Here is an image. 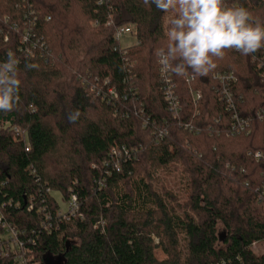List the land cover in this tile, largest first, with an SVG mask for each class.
I'll return each mask as SVG.
<instances>
[{
  "label": "trees",
  "instance_id": "obj_1",
  "mask_svg": "<svg viewBox=\"0 0 264 264\" xmlns=\"http://www.w3.org/2000/svg\"><path fill=\"white\" fill-rule=\"evenodd\" d=\"M226 3L264 23V0ZM175 15L143 0H0V63L15 53L22 82L16 109L0 113V203L20 202L6 213L37 231L42 264L46 256H61L62 264H264V252L253 248L264 241V120L257 116L264 48L247 56L225 50L207 76L173 73L182 107L175 118L157 55L167 49ZM124 24L136 27L138 44L123 55L114 35ZM25 31L34 35L31 56L20 52ZM231 73L235 109L221 99L215 77ZM111 87L120 99L96 96ZM191 89L202 92L199 101ZM235 114L250 121L249 134L236 131ZM12 125L27 132L28 152ZM159 125L168 129L162 140L154 134ZM113 144L133 149L135 158L122 171L91 168L109 160ZM159 171L176 174L180 190L171 191ZM46 185L78 197L84 219L71 231L38 232V220L26 216L29 195ZM157 248L167 258L159 260Z\"/></svg>",
  "mask_w": 264,
  "mask_h": 264
},
{
  "label": "clouds",
  "instance_id": "obj_2",
  "mask_svg": "<svg viewBox=\"0 0 264 264\" xmlns=\"http://www.w3.org/2000/svg\"><path fill=\"white\" fill-rule=\"evenodd\" d=\"M156 9L176 15L169 21L166 33L167 49L161 48L158 63L163 73L171 71L177 76H207L217 68L225 50H236L251 55L264 48V23L254 20L244 7L228 6L226 0H143ZM19 60L9 51L7 60L0 63V113L16 109L19 103L21 80ZM34 68L37 65H26ZM79 111L70 112L68 121L75 123Z\"/></svg>",
  "mask_w": 264,
  "mask_h": 264
},
{
  "label": "built area",
  "instance_id": "obj_3",
  "mask_svg": "<svg viewBox=\"0 0 264 264\" xmlns=\"http://www.w3.org/2000/svg\"><path fill=\"white\" fill-rule=\"evenodd\" d=\"M111 21L107 23L110 24ZM93 25H98V21H95ZM35 22L30 27H34ZM138 30L136 27L128 24H124L116 29L115 39L119 42V50L124 54H127V48L138 44L137 38ZM32 36L30 31H25L21 42L23 46L20 48V52H24V55L31 56L34 54L35 44L32 42ZM7 40V37L4 38ZM39 39L37 40V42ZM158 65H160L158 63ZM215 77L220 80L223 85L221 88V99L226 102L230 109H235L234 96L231 91V84L237 80V78L231 74H216ZM194 79L192 76L190 77ZM160 80L162 82L161 91L164 94L166 102V108L172 114L173 117L179 118L182 112L180 104L179 94L177 93V83L173 78V73L168 71L163 73L160 65ZM107 83V82H106ZM194 101H199L202 98V92L198 89H191ZM101 96L104 100L111 101L113 99H120V95L115 88H108L106 93L102 90L97 91L96 96ZM125 98H127L125 96ZM257 116L264 120V108L258 110ZM236 120L235 128L237 132L245 131L249 134L250 121L243 120L234 115ZM146 126V125H145ZM15 134L20 136L25 142H27V132L17 125L11 127ZM157 133V137L162 140L168 134V129L161 125L155 127L154 134ZM30 149L29 142H27L26 151ZM110 158L103 164L104 169L107 167H113L117 171H122L121 163L126 162L131 158H135V152L133 149L126 147L125 145L113 144L109 149ZM261 152H257L255 157L259 158ZM35 173V171H33ZM101 182V181H100ZM4 184V183H2ZM101 184H103L101 182ZM54 193H59V198H56ZM41 198V203H37L36 198ZM29 202L26 208V216L32 217L38 220L39 230L52 233L53 231H59L62 226L65 227V231H71L72 225L75 219L83 220L84 216L79 210V200L76 194L72 193L70 198H65L59 191L55 192L51 187L47 186L42 188L38 186L36 193L29 195ZM50 199L53 201H50ZM37 208H36V205ZM64 204V207L61 205ZM51 205V207H50ZM20 206L19 201L6 200L0 203V258L5 259L9 264H42L40 257L37 255L36 250V235L35 229L31 230V233L26 228H20L17 223L11 219V214H7V208H18ZM52 206H55L53 210ZM31 218V219H32ZM37 237V236H36Z\"/></svg>",
  "mask_w": 264,
  "mask_h": 264
},
{
  "label": "rangeland",
  "instance_id": "obj_4",
  "mask_svg": "<svg viewBox=\"0 0 264 264\" xmlns=\"http://www.w3.org/2000/svg\"><path fill=\"white\" fill-rule=\"evenodd\" d=\"M6 125L5 124H2L1 122H0V132H1V130H2V128L3 127H5ZM91 168H94V169H101V170H104V167H103V164L102 163H99V164H97V163H92L91 164ZM159 175H164L165 174V172H164V174H161V172L159 171ZM163 177V176H162ZM164 179H165V181H166V184H167V187L172 191H174V192H177V191H179L180 190V184L179 183H177V181L179 180L178 179V176L176 175V174H174V173H171V175H164ZM54 195L56 196V198H59V196H60V194L59 193H54ZM63 207H64V204H61ZM103 222V221H102ZM101 223V222H100ZM96 227V226H95ZM97 228V227H96ZM73 229V228H72ZM218 232H219V234H221V235H223L224 233H225V229H224V227H223V225H222V223H220L219 224V226H218ZM154 237V239H155V244H159V240H158V238L157 237H155V236H153ZM253 248H254V250H255V252L257 253V254H260V253H263L264 252V241H262V242H260L259 244H254L253 245ZM155 251H156V256H157V258L160 260V259H165V258H167V254L164 252V251H162V249L161 248H157V249H155Z\"/></svg>",
  "mask_w": 264,
  "mask_h": 264
},
{
  "label": "water",
  "instance_id": "obj_5",
  "mask_svg": "<svg viewBox=\"0 0 264 264\" xmlns=\"http://www.w3.org/2000/svg\"><path fill=\"white\" fill-rule=\"evenodd\" d=\"M45 264H62V257L60 256L58 259H55L52 256H46Z\"/></svg>",
  "mask_w": 264,
  "mask_h": 264
}]
</instances>
